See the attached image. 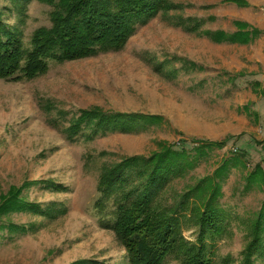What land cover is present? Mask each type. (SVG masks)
<instances>
[{
	"label": "rangeland",
	"instance_id": "374dc122",
	"mask_svg": "<svg viewBox=\"0 0 264 264\" xmlns=\"http://www.w3.org/2000/svg\"><path fill=\"white\" fill-rule=\"evenodd\" d=\"M247 1L157 0L146 23L127 25L121 46L96 44L90 56L65 60L57 42L35 51L37 34L45 39L66 12L60 0H0L19 59L0 58V202L18 191L27 203L1 216L13 225L0 229V264H264V218L256 222L264 184L247 180L256 163L264 171V34L218 44L179 25L233 33L244 20L264 33V0ZM127 113L161 120L118 131ZM224 140L198 156L197 146ZM165 142L194 164L167 184L159 208H176L188 188L215 178L227 219L200 230V197L173 213L167 234L124 219L142 215L138 167ZM236 150L247 151L245 168L231 165ZM225 160L223 178L215 171ZM118 164L128 167L104 184ZM254 226L260 242L250 252ZM137 236L149 243L148 263L131 252Z\"/></svg>",
	"mask_w": 264,
	"mask_h": 264
},
{
	"label": "trees",
	"instance_id": "16d2710c",
	"mask_svg": "<svg viewBox=\"0 0 264 264\" xmlns=\"http://www.w3.org/2000/svg\"><path fill=\"white\" fill-rule=\"evenodd\" d=\"M239 7H246L249 5L247 0H227ZM60 7L65 10L63 16L53 17V26L49 29L42 38V31L37 34L36 52L44 51L46 44H59L58 57L61 59L72 60L79 57L90 56L96 46L103 48H111L121 46L124 44L131 33L127 25L138 19L139 23H146L147 20L152 17L158 10L157 0H60ZM149 10V11H148ZM184 30L189 32H195L196 34L209 37L213 42L222 43H239L245 44L250 42L254 37H257L263 33V31L251 26L249 23L241 20H235L234 25L237 30L233 33H228L224 30H203L200 29V22L190 23L188 21H181L179 23ZM51 36V39L47 38ZM14 37L5 29V23L0 20V58L6 60L8 57H12L14 60L13 66L18 62V57H14L16 48L12 49ZM98 44V45H96ZM94 45H96L94 47ZM105 46V47H104ZM12 54V55H11ZM194 65V64H191ZM3 70V68H2ZM246 108V106H245ZM117 116H122L121 114ZM128 121H124L125 126L122 123L118 131L123 130L131 131L134 128L141 126V121H147L151 118V123L161 120L157 115H141L138 113L124 114ZM148 116V117H147ZM128 122V123H127ZM224 141H215L201 144L196 147L198 156L205 154L204 150L213 146H223ZM246 150H236L229 160L231 165H240L242 168L246 167L247 160ZM187 149L184 147L177 149L173 144L163 143L159 149L151 153V156L138 167L139 172L137 180H142L141 189L143 194L141 196V202L135 205L137 213H141L140 216L124 217L125 220L131 222L137 221L143 218L145 231L149 229H156V232H162L167 234L170 229L167 227V223L176 222L177 219L173 213L186 210L187 204L191 197L201 198V209H198V221L199 229H204L208 225V220L211 218L213 222L224 221L228 218V214L225 212V207L219 202V197L222 195L221 186L219 183L214 182L212 178L202 179L198 184L188 188V190L181 196L176 208L170 209V206L159 208L157 205V199L162 194L161 192L166 188L167 184L172 181L176 176L183 173L187 167H191L194 164L192 160L187 161L186 156ZM137 160V158H135ZM225 160L224 164L218 167L215 171L220 177H225L229 170L230 161ZM229 161V162H228ZM138 161L135 162L137 164ZM127 165V166H126ZM120 167H128V164L116 165L107 174L104 184H106L111 176H114ZM115 173V174H114ZM220 180V179H219ZM249 185L264 184V171L257 165H254L252 172L247 177ZM246 187V189H248ZM157 201V202H156ZM160 203V202H159ZM27 203L19 198L18 191H12L8 195L1 197L0 202V219L3 214L15 211L24 210ZM264 208V200L262 201L261 210ZM140 210V211H139ZM260 210V211H261ZM258 212L256 222L264 218V211ZM160 222H156V220ZM167 220V221H166ZM132 224V223H130ZM257 224V223H256ZM10 224H0V229L6 228ZM220 225V224H219ZM131 225H126L124 228H128ZM12 227V226H10ZM256 226L251 229V234L255 235V238L250 242L249 251L256 249V244L260 242V231H256ZM11 229V228H10ZM172 232V231H170ZM257 233V234H256ZM174 238V237H173ZM130 248L134 249L131 252L136 251L141 257V260L148 263L151 258L149 243L144 240V237H135L130 241Z\"/></svg>",
	"mask_w": 264,
	"mask_h": 264
},
{
	"label": "crops",
	"instance_id": "0c3cea01",
	"mask_svg": "<svg viewBox=\"0 0 264 264\" xmlns=\"http://www.w3.org/2000/svg\"><path fill=\"white\" fill-rule=\"evenodd\" d=\"M239 7V6H238ZM241 21H244V20H241ZM245 22H247V21H245ZM248 23V22H247ZM237 30V29H236ZM235 30V31H236ZM229 33V32H228ZM231 33V32H230ZM262 34H264V33H262ZM262 34L261 35H259V36H257V37H254L250 42H248V43H245V44H239V43H233V44H239V45H246V44H249V43H251L252 41H254V40H256L257 38H259V37H261L262 36ZM216 43V42H215ZM223 43V42H222ZM227 43V42H226ZM219 44V43H218Z\"/></svg>",
	"mask_w": 264,
	"mask_h": 264
}]
</instances>
